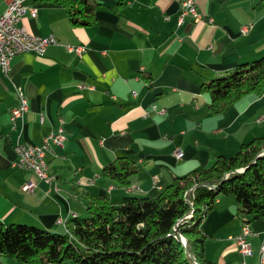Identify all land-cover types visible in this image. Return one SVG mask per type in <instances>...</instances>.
I'll use <instances>...</instances> for the list:
<instances>
[{
	"label": "crops",
	"instance_id": "0c3cea01",
	"mask_svg": "<svg viewBox=\"0 0 264 264\" xmlns=\"http://www.w3.org/2000/svg\"><path fill=\"white\" fill-rule=\"evenodd\" d=\"M8 1L0 0V13ZM27 1L38 11L23 15L22 25L32 34L52 33L57 42L42 54L17 53L9 70H0L1 221L65 232L67 219L87 215L96 197L116 203L123 195L154 196L173 176L264 135V90L243 94L221 112L208 109L200 90L203 81L264 54V0H195L201 18L181 20L182 0H97L90 25H73L52 0ZM76 44L85 50L69 48ZM17 87L28 109L12 119ZM60 116L63 143L46 153L53 181L13 166L16 141L41 143ZM122 155L137 167L129 186L102 173ZM27 181L35 183L32 191L22 189ZM244 223L231 194L216 196L201 224L205 256L217 264H256L264 217L248 223L252 254L243 258L234 235ZM0 264L27 263L2 258Z\"/></svg>",
	"mask_w": 264,
	"mask_h": 264
},
{
	"label": "trees",
	"instance_id": "16d2710c",
	"mask_svg": "<svg viewBox=\"0 0 264 264\" xmlns=\"http://www.w3.org/2000/svg\"><path fill=\"white\" fill-rule=\"evenodd\" d=\"M65 7L73 25L95 21L97 0H52ZM144 78H148L141 72ZM208 109L221 112L247 92L264 90V54L238 63L200 84ZM137 167L122 155L102 173L129 186ZM219 194H231L242 222L264 217V135L240 143L234 154H216L212 163L173 176L156 195H123L90 201L85 216L66 221V231L0 220V260L27 264H217L205 256L201 224Z\"/></svg>",
	"mask_w": 264,
	"mask_h": 264
},
{
	"label": "built area",
	"instance_id": "2783aa9c",
	"mask_svg": "<svg viewBox=\"0 0 264 264\" xmlns=\"http://www.w3.org/2000/svg\"><path fill=\"white\" fill-rule=\"evenodd\" d=\"M38 8L34 6H27V0H9L6 7L0 13V70L6 73L11 65V59L17 53L23 51H33L35 53L42 54L47 44L56 43L57 38L54 34L48 35H36L26 30L21 23L23 15L28 13L31 16L37 14ZM185 14L193 15L196 18H201L195 0H182L181 11L179 20L183 18ZM212 21V18H208ZM247 29L245 25L241 30ZM77 53H82L85 50L84 45H71L69 47ZM78 86H83L78 84ZM89 88H93V85H89ZM17 102L11 107V118L15 119L21 117L22 114L28 109V100L20 87L16 89ZM155 108L156 105H153ZM163 111L164 108H159ZM42 115L40 116V120ZM60 125L57 130L50 131L46 134L41 143L29 144L22 141H16L14 145L15 159L12 161V165L19 168L31 169L40 179L47 183L53 181V175L48 172V162L46 153L51 149L52 144L61 145L64 140V128L62 126L63 119L59 117ZM182 149L177 147L174 150V154L177 158L182 156ZM35 187V183L27 181L22 185V189L32 191ZM252 233L249 225H241L238 233L234 235L237 243L238 251L242 257H246L252 254V248L247 236ZM244 263V260L242 261ZM256 264H264V234L258 249V257Z\"/></svg>",
	"mask_w": 264,
	"mask_h": 264
},
{
	"label": "bare ground",
	"instance_id": "6f19581e",
	"mask_svg": "<svg viewBox=\"0 0 264 264\" xmlns=\"http://www.w3.org/2000/svg\"><path fill=\"white\" fill-rule=\"evenodd\" d=\"M27 6H30L29 4H28V1H27ZM79 87H82V86H79ZM244 225H249L248 223H244Z\"/></svg>",
	"mask_w": 264,
	"mask_h": 264
},
{
	"label": "rangeland",
	"instance_id": "374dc122",
	"mask_svg": "<svg viewBox=\"0 0 264 264\" xmlns=\"http://www.w3.org/2000/svg\"><path fill=\"white\" fill-rule=\"evenodd\" d=\"M76 45H77V44H76ZM252 137H253V136H252ZM252 137H251V138H252Z\"/></svg>",
	"mask_w": 264,
	"mask_h": 264
},
{
	"label": "water",
	"instance_id": "95a60500",
	"mask_svg": "<svg viewBox=\"0 0 264 264\" xmlns=\"http://www.w3.org/2000/svg\"><path fill=\"white\" fill-rule=\"evenodd\" d=\"M198 264V263H197Z\"/></svg>",
	"mask_w": 264,
	"mask_h": 264
}]
</instances>
